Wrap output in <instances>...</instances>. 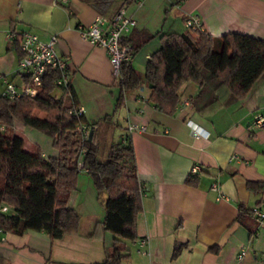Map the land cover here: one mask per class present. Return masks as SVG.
<instances>
[{"label":"crops","instance_id":"obj_1","mask_svg":"<svg viewBox=\"0 0 264 264\" xmlns=\"http://www.w3.org/2000/svg\"><path fill=\"white\" fill-rule=\"evenodd\" d=\"M121 8L136 21L126 38L138 41L140 33L153 37L133 63H147L161 47L163 34L188 32L184 19L189 16H198L201 32L214 38L239 33L264 40V0H71L66 6L54 0H0V96L5 82H21L10 32L31 31L43 41L57 37L72 91L64 103L84 108V122L96 124L97 140L98 123L118 111L123 131L115 143L129 123L146 127L129 136L142 212L137 239L126 242L128 258L122 264H264V222L251 213L264 211V128L254 126L255 115H264V75L244 98L203 113L190 102L198 91L194 83L180 86V104L171 116L148 101L145 85L127 93L122 109L116 108L118 82L109 58L81 37L78 26L87 27L99 16L109 19ZM193 127L203 131L201 137L194 136ZM41 154L47 159L58 152L51 148ZM195 167L199 171L191 175ZM78 174L67 201L80 217L78 233L52 240L42 231L21 236L2 232L5 264H103L113 236L89 235L103 220L106 193L95 191L86 171ZM189 177L195 178V187L187 183ZM248 182L261 183V193L249 191Z\"/></svg>","mask_w":264,"mask_h":264},{"label":"trees","instance_id":"obj_2","mask_svg":"<svg viewBox=\"0 0 264 264\" xmlns=\"http://www.w3.org/2000/svg\"><path fill=\"white\" fill-rule=\"evenodd\" d=\"M152 38L143 33L137 35L138 41L126 38L130 59L119 68L116 108L123 105L128 92L145 85L150 89L148 101L160 113L171 116L180 104V86L194 83L198 91L190 102L197 113H203L244 98L264 75V40L239 33L214 38L209 33L188 31L163 34L161 47L149 57L141 77L134 69L133 57ZM18 41L16 36L10 50L20 61ZM58 76V72L50 75L32 101L0 96V124L5 126L0 134V231L18 236L42 231L52 240L77 234L80 217L67 201L76 190L78 173L86 171L95 191L106 193L103 220L95 224L89 237L111 233L103 264H122L128 258L126 242L137 239V219L142 212L133 146L126 136L123 142L111 145L106 161L100 162L96 124H86L84 114L75 116L70 113L71 106L55 97L54 92L60 90L54 84ZM36 110L47 117L36 115ZM80 124L92 131L90 142L82 141L77 133ZM19 127L49 135L57 157L45 159L37 147L31 155L26 154L24 139L14 132ZM187 183L196 186L194 177ZM247 188L259 194L262 184L248 182ZM3 207L12 214L2 212ZM241 218L240 213L237 221ZM0 264H5L1 258Z\"/></svg>","mask_w":264,"mask_h":264},{"label":"built area","instance_id":"obj_3","mask_svg":"<svg viewBox=\"0 0 264 264\" xmlns=\"http://www.w3.org/2000/svg\"><path fill=\"white\" fill-rule=\"evenodd\" d=\"M59 6H66L71 0H54ZM185 28L188 31H202V25L198 16H189L184 19ZM136 27V21L126 14V10L121 8L111 19L103 16L96 17L95 20L87 27L78 26V31L81 37L94 46H98L104 50L109 58L112 66V75L119 82V68L122 62L130 59V46L125 44L128 34ZM18 37L19 51L22 58L19 61L18 69L21 75V82L14 84L5 82L2 95L10 101L26 98L32 101L36 97V93L43 86V83L50 75L59 73L54 84L60 89L61 98L64 101L71 97L70 91V76L68 73L66 62L58 54L57 37H52L48 41H43L41 38L31 32L25 31L20 34L10 32L9 40L12 41ZM71 106L70 113L77 117L84 114L82 106ZM190 125V124H189ZM254 126L264 128V115L256 114L254 117ZM196 138L202 136L203 131L199 128H191ZM126 134L120 142L125 140L134 133H143L146 127L143 125L129 123L126 127ZM82 141L89 139L91 131L80 124L76 128ZM5 132V126L0 124V134ZM199 168H192L191 175L198 173ZM213 188H216L214 183ZM2 212H6L7 208L3 207ZM252 214L256 221L260 224L264 222V211L252 210ZM0 233H2L0 231ZM144 243V242H142Z\"/></svg>","mask_w":264,"mask_h":264},{"label":"rangeland","instance_id":"obj_4","mask_svg":"<svg viewBox=\"0 0 264 264\" xmlns=\"http://www.w3.org/2000/svg\"><path fill=\"white\" fill-rule=\"evenodd\" d=\"M141 50V49H140ZM139 50V51H140ZM139 51L136 53L138 54ZM133 63V62H132ZM145 65L146 63L144 62L143 64L135 62L133 63L134 69L136 70V72L142 76L144 69H145ZM140 89V88H138ZM137 89L131 91V92H136ZM131 92H128L131 93ZM54 95L56 98H61V93L60 90H56L54 92ZM120 109H122L121 107H119ZM119 109V110H120ZM36 115L40 116V117H47V115H45L44 113L36 110L35 111ZM120 112L118 111L117 114L115 116H111L109 114V116L106 118V120H102L98 123V129H97V135H98V160L100 162H104L106 161L108 152L110 150L111 145H113L115 143V141L118 138V134L119 132L123 131L121 129V127L123 126V120H121L120 123H118V116ZM126 130H124L125 132ZM15 134L19 135L20 137L24 138V142H25V146L23 149V151L28 154L31 155V153H33L35 151V147L40 149V152H45L48 153L49 150L52 148H50V144H52L51 139L49 138V135H47L44 132L38 131V130H34L32 128L29 127H23V129H21V127L16 128L15 129ZM76 140L78 139V136L75 135ZM54 149V148H53ZM102 194V193H101Z\"/></svg>","mask_w":264,"mask_h":264},{"label":"water","instance_id":"obj_5","mask_svg":"<svg viewBox=\"0 0 264 264\" xmlns=\"http://www.w3.org/2000/svg\"><path fill=\"white\" fill-rule=\"evenodd\" d=\"M91 138H92V131L89 134V139H88L89 142L91 141Z\"/></svg>","mask_w":264,"mask_h":264}]
</instances>
